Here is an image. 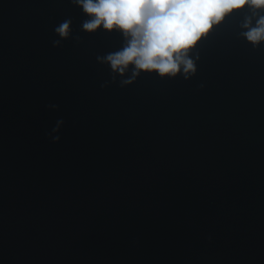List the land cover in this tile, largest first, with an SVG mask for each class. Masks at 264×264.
Masks as SVG:
<instances>
[{
	"label": "water",
	"instance_id": "water-1",
	"mask_svg": "<svg viewBox=\"0 0 264 264\" xmlns=\"http://www.w3.org/2000/svg\"><path fill=\"white\" fill-rule=\"evenodd\" d=\"M249 10L195 73H112L118 31L70 0H0V264H264V43ZM71 19L72 37L54 28ZM113 77L115 79H113ZM58 137V139H56Z\"/></svg>",
	"mask_w": 264,
	"mask_h": 264
},
{
	"label": "clouds",
	"instance_id": "clouds-1",
	"mask_svg": "<svg viewBox=\"0 0 264 264\" xmlns=\"http://www.w3.org/2000/svg\"><path fill=\"white\" fill-rule=\"evenodd\" d=\"M82 9L87 19L81 29L86 33L97 30L118 31L124 45L115 52L97 55L99 64H107L112 73L131 76L120 81L121 86L132 83L141 73L160 77L185 79L195 73L190 52L214 26L221 24L234 12L246 9L251 15L241 24V35L253 47L264 43V0H70ZM71 19L54 28L59 39L72 37ZM113 79H115L113 77ZM58 139V137L56 138Z\"/></svg>",
	"mask_w": 264,
	"mask_h": 264
}]
</instances>
